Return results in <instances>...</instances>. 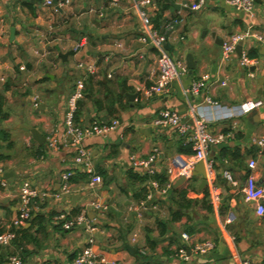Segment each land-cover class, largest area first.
I'll return each instance as SVG.
<instances>
[{"label":"crops","instance_id":"0c3cea01","mask_svg":"<svg viewBox=\"0 0 264 264\" xmlns=\"http://www.w3.org/2000/svg\"><path fill=\"white\" fill-rule=\"evenodd\" d=\"M193 1L169 0L161 10L162 0H153L149 7L151 22L160 32L166 22L177 20L166 30L165 49L186 67L190 55L193 68L174 80L167 94L147 96L144 90L157 79L158 54L139 41L142 26L131 0H69L58 10L42 6L41 0H0V94L7 114L0 117V155L9 153L0 157V167L11 173L7 188L0 189V231L17 213L20 182L28 180L38 189L55 192L60 175L72 171L71 194L59 200L48 197L16 229L17 244L0 247V264L22 250L26 252L22 264H71L86 232L83 226L62 230L53 218L61 212L71 216L75 209L84 210L95 227L93 250L107 264H237L234 253L264 264V219L255 215L254 203L243 194L249 174L256 182L264 180V150L253 143L264 134V48L250 39L242 43V50L255 61L249 67L239 65L236 52L221 60L222 44L229 35L264 31V0H255L251 15L224 0H206L198 11L183 7ZM82 41L85 45L73 52ZM61 53L67 54L65 61ZM79 61L93 64L95 71L85 76L86 92L78 102L75 121L85 126L95 120H118L116 129L105 136L84 139L93 172L101 178L93 189L88 186L89 176L73 164L74 150L63 135L67 98L73 82L83 74L76 67ZM19 66L25 69L20 71ZM202 75L209 78L206 89L184 93ZM205 95L222 107L205 110L210 131L229 134L207 152L213 161L208 179L220 195L219 203L210 207L208 179L204 185L201 175L193 174L201 169L200 162L188 180L173 189L175 180L167 188V168L176 158H191L193 150L188 137L152 124L162 109L172 108L191 125V108L204 106ZM94 99L101 103L99 108ZM247 102L261 104L240 116L217 118L224 109ZM22 124L36 129L44 143L34 141ZM51 137L60 140L49 150L46 142ZM154 148L159 156L153 174L131 166L133 158L145 159ZM252 160L254 168L248 165ZM163 178L166 182L160 183ZM152 182L158 186L140 208L138 203ZM94 201L105 209L93 210ZM183 233L190 242L182 241ZM204 240L213 241L215 249L200 255L190 252L187 261L177 256L182 246L190 249L191 243Z\"/></svg>","mask_w":264,"mask_h":264},{"label":"built area","instance_id":"2783aa9c","mask_svg":"<svg viewBox=\"0 0 264 264\" xmlns=\"http://www.w3.org/2000/svg\"><path fill=\"white\" fill-rule=\"evenodd\" d=\"M153 0H131L132 8L134 9L137 17L139 18L142 26V32L139 36V41L145 45L153 47L158 54L157 68L158 75L154 84L147 87L144 93L147 96L167 94L170 90V86L174 80L179 76L184 75L187 72L185 63L180 60H175L169 56L165 49L167 40L166 30H171L172 26L177 23L176 19L166 22L163 31H158L154 28L150 15L149 7H151ZM206 0H194L193 2L185 4L183 7L191 11H198L201 9ZM232 8L241 11L245 14L251 15L255 6V0H224ZM69 0H57L56 3L53 0H41L42 6L53 7L54 10H58L67 5ZM252 40L257 46L264 48V31L245 30L240 33L231 34L222 44L221 60L226 61L232 55L235 54L236 46L241 43V53L238 56V63L242 67H249L255 64V61L251 59L246 51L242 50V43L246 40ZM85 45V42L77 43L72 49L73 52H77ZM36 53H40L36 50ZM45 54V53H44ZM42 55V54H41ZM77 68L83 70L82 76L77 78L73 82V92L67 98V110L63 119V135L68 139L70 146L74 150L72 158L74 165H79L83 172L89 176L88 186L93 189L96 184L101 180L100 176L93 172L91 166L90 152L85 148L83 142L84 139L90 136H105L109 132L116 129L118 120L112 119L108 122L93 121L88 125L81 126L75 121V112L77 110L78 102L83 98L85 92V76L91 75L95 71V67L91 63H85L79 61L76 63ZM20 71L24 70V66H19ZM208 76L202 75L198 80L192 81L188 87L184 89L186 94H198L207 87ZM0 81H3V77H0ZM221 85H225V81L221 82ZM204 106L198 108H191V114H193V121L191 125H187L183 122L182 117L172 108L162 109L158 116L153 120L152 124L158 128H172L178 135L188 137L191 142L193 155L191 158L184 160L176 158L170 167L167 168L166 174L168 180L166 182L167 188L172 183L183 177L188 180L191 176V169L197 162H202L206 181L209 176H212L213 161L207 158V152L213 145H219L226 141L229 134L224 133H212L209 129V117L205 113L206 109H220L218 103L211 100L207 95L204 97ZM260 102H247L235 108H226L219 117L221 119L231 118L233 116H240L252 109L258 107ZM59 138L51 137L47 139V149H54L59 143ZM253 143L260 149L264 150V134L254 139ZM159 156L158 149L151 150L149 155L145 159L131 160V166L140 168L146 171L148 174L154 173L153 163ZM255 162L252 160L249 162V167L254 168ZM227 180H231V176L228 172L223 173ZM72 171H64L60 175L61 184L57 191L49 192L48 190L38 189L31 184L28 180H23L18 186V210L16 215L10 221L7 229L0 231V247H9L13 244L15 239L14 230L23 226L28 222L33 213L40 207L41 204L48 198L52 197L59 200L63 196H69L71 194L70 178ZM8 181L4 177L3 169L0 167V189L7 188ZM158 183L152 182L145 200L138 203L140 208L146 206V202L152 198L153 191L157 188ZM208 202L212 206H216L219 203L220 195L217 187L208 179ZM161 192H165L164 189ZM243 194L245 199L254 203V213L260 218L264 219V180L262 182H256L252 174H249L246 179V184L243 188ZM90 207L95 211H101L105 209V206L99 202H91ZM53 223L58 225L62 230L68 231L74 228L83 226L86 232L83 247L78 250L72 257L71 264H107V260L100 255H97L93 250L94 238L93 231L95 227L89 221L87 214L84 210H81L79 214L75 216H68L66 213H59L54 216ZM183 242H190V236L187 233L181 234ZM133 240V239H132ZM215 249V243L211 240H204L193 242L190 245V249L182 246L178 251V257L181 260L187 261L190 257L189 253L196 255L208 254ZM142 252V251H141ZM237 264H261V262L252 260L247 257H241L237 253L233 255ZM5 264H22V259L18 254H10Z\"/></svg>","mask_w":264,"mask_h":264},{"label":"water","instance_id":"95a60500","mask_svg":"<svg viewBox=\"0 0 264 264\" xmlns=\"http://www.w3.org/2000/svg\"><path fill=\"white\" fill-rule=\"evenodd\" d=\"M54 3L57 2V0H53ZM235 51H236V54L239 56L240 53H241V43H239L236 48H235ZM264 54V52L262 53ZM66 56L67 54H60V57L63 59V61L66 60ZM186 64H187V68L188 69H192L193 68V64H192V60H191V56L188 55L186 56ZM22 122V120H21ZM22 128H24L25 130L29 131L30 134H31V137L34 141H36L39 145H42L45 141V137L42 136L36 129L34 128H31L30 126H27L25 124H22ZM4 156H7L9 155V153H5L3 152L2 153ZM197 166H200V170H198L196 173H193V174H200L201 177H202V184L206 185V174H205V169H204V166H203V163L200 162L199 165ZM197 168V167H196ZM8 175H11V173H4V177L6 178ZM185 181V179L183 177H180L179 179L176 180V182L173 184V189L176 188L177 186H179L180 184H182L183 182ZM71 198H73V196H71ZM125 248L127 250H130L131 251V248L126 245ZM134 250H132L133 252Z\"/></svg>","mask_w":264,"mask_h":264},{"label":"trees","instance_id":"16d2710c","mask_svg":"<svg viewBox=\"0 0 264 264\" xmlns=\"http://www.w3.org/2000/svg\"><path fill=\"white\" fill-rule=\"evenodd\" d=\"M162 2H163V5L161 6V10H163V9H165L166 7H167V3L169 2V0H162ZM160 17V15L159 16H157L156 18L158 19ZM6 87H4V89H5ZM85 92H86V90H85ZM93 102H94V104L99 108L101 105V103L98 101V100H93ZM3 103H4V98H3V96L0 94V117H1V119H5L6 117H7V114H5L4 112H3V110H2V105H3ZM107 109V111H111V108L110 107H107L106 108ZM76 114H77V111L75 112V116H76ZM76 118V117H75ZM4 137L6 138L7 136H6V134L4 135ZM11 144H8V146H10ZM0 157L1 158H4V156L3 155H0ZM70 180H71V178H70ZM166 179L165 178H163V179H160L159 181H160V183H165L166 181H165ZM183 194H184V192H183ZM145 198H146V194L140 199V200H145ZM148 202V201H147ZM211 205L209 204V206L208 207H210ZM80 211H81V209H75V211L74 212H72V214H71V216H75V215H77V214H79L80 213ZM14 232H15V239L13 240V244H17L16 243V240H17V230L15 229L14 230ZM17 246H20V245H17ZM25 253L26 252H24L23 250L22 251H20V253H19V255H20V257H21V259L23 260L24 259V257H25ZM73 257V256H72Z\"/></svg>","mask_w":264,"mask_h":264},{"label":"rangeland","instance_id":"374dc122","mask_svg":"<svg viewBox=\"0 0 264 264\" xmlns=\"http://www.w3.org/2000/svg\"><path fill=\"white\" fill-rule=\"evenodd\" d=\"M174 54H175V52L172 50V51H171V55L174 56ZM72 92H73V89L70 90V93H69L68 97L72 94ZM4 133H5V132H4ZM1 135H2V134H1Z\"/></svg>","mask_w":264,"mask_h":264}]
</instances>
